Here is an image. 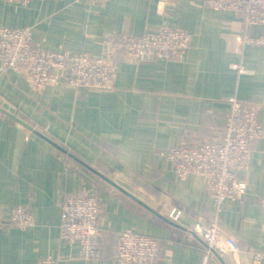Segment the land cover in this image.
I'll use <instances>...</instances> for the list:
<instances>
[{
  "label": "crops",
  "instance_id": "1",
  "mask_svg": "<svg viewBox=\"0 0 264 264\" xmlns=\"http://www.w3.org/2000/svg\"><path fill=\"white\" fill-rule=\"evenodd\" d=\"M162 26L190 33L186 53L119 60L105 89H37L13 70L0 73L8 106L0 104V264H37L45 256L58 264H116L110 235L124 231L157 238L159 259L144 264H198L203 241L186 231L195 221L216 223L239 245L214 250L209 264H264V134L240 172L245 194L221 211L201 176L178 179L160 155L220 140L231 98L264 102V47L242 43L264 26L205 0H0V28L29 27L35 45L68 54L100 57L106 32ZM257 115L264 129V105ZM72 193L98 199L106 239L100 260L86 261L77 242L60 240L62 201ZM12 205L31 211V226L12 220ZM174 208L182 211L178 223L167 217Z\"/></svg>",
  "mask_w": 264,
  "mask_h": 264
},
{
  "label": "built area",
  "instance_id": "2",
  "mask_svg": "<svg viewBox=\"0 0 264 264\" xmlns=\"http://www.w3.org/2000/svg\"><path fill=\"white\" fill-rule=\"evenodd\" d=\"M9 3H26L29 0H5ZM163 2V0H160ZM206 6L215 10H231L242 17L245 24L264 26V0H205ZM104 52L100 57L86 53L68 54L41 48L33 43L29 27L0 28V73L13 70L24 76L37 89L60 83L74 88L105 89L115 74L119 60H149L182 57L190 44L191 35L181 28L162 26L157 30H145L141 34L108 31L103 36ZM242 43L264 47V32L258 36L245 35ZM239 72H245L239 64H232ZM222 137L214 142L179 144L160 153L172 166L178 179L189 174L204 179L218 211L228 201L244 195L246 186L240 172L248 168L254 142L264 134L258 119V109L263 103L231 98ZM12 220L21 228L32 225L29 209L12 205ZM182 215L174 208L167 217L178 223ZM99 202L96 196L68 194L62 201L60 240L77 242L79 257L90 262L100 260L106 242L100 227ZM186 231L203 241L198 264H209L214 250L235 252L238 243L222 235L216 223L195 221ZM115 241L116 264H144L157 261L159 242L151 235L134 231L112 232ZM259 252L253 258H261ZM57 257L45 256L37 264H58Z\"/></svg>",
  "mask_w": 264,
  "mask_h": 264
},
{
  "label": "water",
  "instance_id": "3",
  "mask_svg": "<svg viewBox=\"0 0 264 264\" xmlns=\"http://www.w3.org/2000/svg\"><path fill=\"white\" fill-rule=\"evenodd\" d=\"M0 104H2L4 108H7V109H8V106L5 105V104H3L1 100H0ZM11 111H12V110H11ZM47 139H48V138H47ZM48 140L52 143V141H51L50 139H48Z\"/></svg>",
  "mask_w": 264,
  "mask_h": 264
}]
</instances>
